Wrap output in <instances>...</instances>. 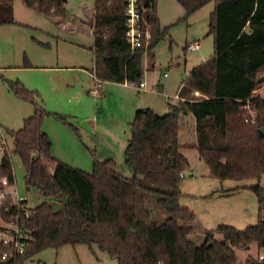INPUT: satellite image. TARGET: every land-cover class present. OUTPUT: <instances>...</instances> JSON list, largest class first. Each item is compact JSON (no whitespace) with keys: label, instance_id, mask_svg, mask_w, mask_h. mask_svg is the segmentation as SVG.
<instances>
[{"label":"trees","instance_id":"1","mask_svg":"<svg viewBox=\"0 0 264 264\" xmlns=\"http://www.w3.org/2000/svg\"><path fill=\"white\" fill-rule=\"evenodd\" d=\"M64 1L22 0L47 15L62 14ZM211 1L208 26L213 56L190 71L179 90L184 99L169 104L168 113L136 109L125 149L131 176H123L112 159H94L92 171L87 172L54 158L51 139L42 129L44 116L50 113L23 84H12L14 92L35 110L20 129L10 131L13 150L3 146L0 179L14 181L10 155L15 153L25 169V188H36L44 200L25 209L0 201L2 219L17 216L30 236L22 253L9 248L6 258L1 255L7 248L0 244V264H22L48 247L58 250L76 244L96 246L118 264H236L234 248L252 243L264 247V185L260 184L264 135L259 132L264 124V98L254 94L264 83V79L258 81L264 76V0H177L185 18ZM156 3L138 0L139 7L148 8L145 18L151 38L148 48L131 51L125 37L126 0H94L91 72L97 79L143 80L144 54L166 33ZM12 12V3L1 0L0 23L12 22ZM248 109L257 111L253 123ZM188 115L194 118L195 147L208 165L209 176L220 181L255 180L243 187L258 202L255 224L244 229L220 224L205 230L201 243L189 236L196 222L194 211L180 202L189 162L180 152L179 127ZM149 203L166 212L163 223L153 220ZM243 264H264V260L251 257Z\"/></svg>","mask_w":264,"mask_h":264},{"label":"rangeland","instance_id":"2","mask_svg":"<svg viewBox=\"0 0 264 264\" xmlns=\"http://www.w3.org/2000/svg\"><path fill=\"white\" fill-rule=\"evenodd\" d=\"M5 1L12 3L13 21L0 23V160L3 146L13 150L10 131L20 129L24 119L35 110L29 100L14 92L12 84L18 82L32 91L34 99L50 113L44 116L42 129L51 139L54 158L87 172L92 171L94 159H112L123 176H131L125 162V149L135 110L153 103L155 112L168 113L169 104L177 103L173 94L190 71L213 56V35L208 26L213 1L185 18L177 0H157V16L166 33L151 52L144 54L146 91L104 82L102 86L111 90L106 101L86 88L89 80L92 85L89 74L94 67L91 50L94 0H65L64 12L56 15L29 8L22 0ZM190 42H198L201 47L187 50ZM164 94L172 96L167 99ZM254 94L264 98V83ZM248 110L253 123L257 111ZM185 125L181 126L179 143L180 152L188 159L189 170L181 184L193 179L192 171L197 177L209 175L208 165L200 158L196 147L191 146L195 138L193 132ZM10 159L14 181L0 187L9 193L5 200L12 204L16 199H24L27 207L37 206L44 200L43 196L34 187L25 188V169L19 156L11 153ZM225 182L229 185L233 180ZM260 184L264 185V175ZM221 202L213 210L218 217H228L230 224L244 227L257 222L258 202L250 189L239 188ZM53 204L59 206L56 201ZM148 205L153 220L163 223L166 212L155 204ZM2 218L0 216V226L6 227L9 221ZM201 224H194L189 235L196 243L204 239ZM216 238L221 237L216 235ZM262 251L255 243L234 248L236 264H243ZM22 264L118 263L96 246L91 249L85 244H76L64 245L58 250L48 247Z\"/></svg>","mask_w":264,"mask_h":264},{"label":"crops","instance_id":"3","mask_svg":"<svg viewBox=\"0 0 264 264\" xmlns=\"http://www.w3.org/2000/svg\"><path fill=\"white\" fill-rule=\"evenodd\" d=\"M92 33H93V31H92ZM199 45H200V43H199ZM200 47H201V45H200ZM89 75L92 79V85H89V84H91V80H89V83H87L88 86L85 85V86H87L86 87L87 90L91 93V90L94 87L97 88L98 93L95 95L93 94V95L97 96V97H101L103 99V101L107 100V97L111 91L110 89H107V88L102 86V84L104 82L105 83L106 82L111 83L113 85H117V84L119 85L120 84L122 86H126V87L128 86L125 82L119 83V82L101 81V80L96 82L95 76L93 75V73L90 72ZM143 81L146 82L145 88H147L148 82L145 79H143ZM180 87H181V85L178 87V89L173 94V96L169 95V94H164V96L167 99H169L172 96L177 101L183 100L184 98H182L179 94ZM145 88H143V89L133 88V89H135L137 91H146ZM194 94L196 95L195 92H194ZM134 106H136V104ZM154 106L155 105L153 103H148V105H144L142 107H150L155 111L156 107H154ZM96 114H97L96 116H98V113H96ZM184 123L186 124L184 127L188 126L189 129H191V131L193 132V135L195 138H194V142H192L191 146L195 147L196 132H195L194 118L191 115L185 116L183 118L182 122L180 123V127H179V135H180V132L182 130L181 126ZM187 173H188V171L185 172V174H187ZM191 176L193 177V179L190 180V182H187V183L185 182V183L180 185V189L182 192V197L180 198V202L184 206H187L194 211L195 217L197 219L195 222V225L202 223L200 225V228H202L201 230L203 232L205 230L214 229L216 226H218L220 224H228L229 225L230 222L227 220L228 217H224V218H222L220 216L218 217L215 214L213 207L216 205H221L222 204L221 201H223L226 196L232 194L233 192H235L239 188H243V186L247 185V183L253 184L255 182V180H243V181L233 180V183L226 185L225 180H223V182H222L216 178L210 177L208 174L207 175L202 174V175H199V177H197L198 175H195L194 172L192 171ZM230 225H232L238 229H244L245 227H247L248 225H251V224H247L244 227H241V226L237 227L235 224H230Z\"/></svg>","mask_w":264,"mask_h":264},{"label":"built area","instance_id":"4","mask_svg":"<svg viewBox=\"0 0 264 264\" xmlns=\"http://www.w3.org/2000/svg\"><path fill=\"white\" fill-rule=\"evenodd\" d=\"M148 11V8L144 6H138V0H126V30L125 37L130 46L131 51L136 50L137 48L143 47L144 49L148 48L149 40L151 38L150 23L145 18V12ZM200 45L198 42H190L187 44V50H197ZM95 81H100L95 77ZM125 83L132 88L143 89L146 87V82L141 81L136 83L134 81H125ZM92 94H97V88L91 90ZM196 95H199L198 91H195ZM253 121V120H252ZM8 184L6 177L0 179V186L4 188ZM9 193L5 192L4 189H0V200H5ZM17 202L12 203L11 205H16L21 209L27 208V205L23 203L22 199H16ZM6 210H9L7 207ZM7 222V221H6ZM30 238L29 234L22 229L18 223L17 216L13 217L12 220L7 222L6 227L0 226V244L5 248L2 252V258L9 256L8 249H14L17 253H22L25 249V246ZM262 252L258 253L255 258L258 260H264V247Z\"/></svg>","mask_w":264,"mask_h":264},{"label":"water","instance_id":"5","mask_svg":"<svg viewBox=\"0 0 264 264\" xmlns=\"http://www.w3.org/2000/svg\"><path fill=\"white\" fill-rule=\"evenodd\" d=\"M264 79V76L261 78H258V81ZM259 132L264 135V124L259 128Z\"/></svg>","mask_w":264,"mask_h":264}]
</instances>
